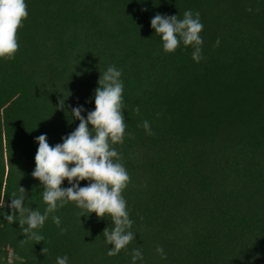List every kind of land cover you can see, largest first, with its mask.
Masks as SVG:
<instances>
[{"label":"trees","instance_id":"obj_1","mask_svg":"<svg viewBox=\"0 0 264 264\" xmlns=\"http://www.w3.org/2000/svg\"><path fill=\"white\" fill-rule=\"evenodd\" d=\"M25 3L15 58H0V264L63 256L68 264H133L135 249L143 255L135 264H264V0ZM187 10L204 25L199 62L182 43L165 53L150 23L156 14L183 19ZM109 66L124 82L127 134L113 146L131 178L122 196L135 239L109 256L103 231L114 227L111 218L80 217L70 202L55 213L65 234L50 216L42 242L21 243L23 229L4 214L20 187L26 207L46 208L31 175L35 138L62 143L79 124L72 108L83 106L85 118L95 110Z\"/></svg>","mask_w":264,"mask_h":264},{"label":"clouds","instance_id":"obj_2","mask_svg":"<svg viewBox=\"0 0 264 264\" xmlns=\"http://www.w3.org/2000/svg\"><path fill=\"white\" fill-rule=\"evenodd\" d=\"M247 10L251 12L252 8ZM28 15L25 0H0V58H15L19 48L17 32ZM150 23L155 33L160 35L165 53H174L182 43L194 49V61L203 59L201 46L204 41L200 34L204 25L199 12L187 10L183 19H178L176 15L156 14ZM121 77L122 70L115 66H109L101 73L94 95L95 110L88 111L85 118L82 115L86 111L83 106L72 108L71 114L79 120V124L74 131L62 137V143L50 145L45 134L35 138L39 146L34 158L36 167L31 175L43 186L41 194L46 208L42 214L39 209L26 207V189L20 187V195L16 192L11 194L8 207L12 214H4L5 221L10 224L18 222L23 229L25 239L21 243L42 242L44 236L39 233V229L43 228L50 216L61 234H65L67 229L61 227V218L55 213L70 202H75L81 210L78 213L80 217L95 213L97 218H105L106 214L111 218L114 227L111 231L108 228L103 231L106 242L112 245L109 256L118 255L135 239V234L130 230L133 221L127 210V201L122 196L131 178L121 154L113 146L123 144L127 134L122 99L124 82ZM58 107H65L63 99L59 101ZM134 111L139 114L140 110L137 107ZM142 126L148 135L154 134L147 120ZM65 180L70 187H62ZM81 181L88 183L81 187ZM4 206L0 198V208ZM47 251V248H43L42 254ZM157 252L166 258L163 257L162 248L158 247ZM142 259L141 251L135 249L133 264ZM56 264H68V257H57Z\"/></svg>","mask_w":264,"mask_h":264}]
</instances>
